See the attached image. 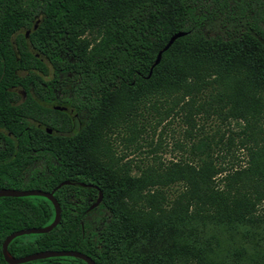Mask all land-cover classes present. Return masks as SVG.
<instances>
[{"label":"trees","instance_id":"1","mask_svg":"<svg viewBox=\"0 0 264 264\" xmlns=\"http://www.w3.org/2000/svg\"><path fill=\"white\" fill-rule=\"evenodd\" d=\"M37 69L59 78V102L73 109L57 110L58 121L33 95L4 102L6 87L27 88L21 78H41ZM22 114L53 131L26 127ZM174 122L181 154L164 158ZM0 124L21 132L0 149V187L54 190L61 206L51 230L10 240L13 255L264 264V0H0ZM144 147L147 155L125 159ZM53 217L45 196H0V264H87L4 259L8 233Z\"/></svg>","mask_w":264,"mask_h":264},{"label":"water","instance_id":"2","mask_svg":"<svg viewBox=\"0 0 264 264\" xmlns=\"http://www.w3.org/2000/svg\"><path fill=\"white\" fill-rule=\"evenodd\" d=\"M36 26H37V23L34 24V27ZM28 33H29V30L26 32V34L28 35ZM184 33H185L184 31H178L171 35V37L169 38L165 46H163L158 51L156 59L151 64L150 69H152V67L159 62L162 52L169 47V45L173 42V40L177 38L178 36L183 35ZM61 108H63V106H61ZM69 182H70L69 180H63L56 187L62 184H65V183H69ZM53 191L54 190L47 191V190H43L40 188L20 189V188H11V187H0V196L42 195V196L49 198L54 206V217L51 220V222H49L48 224L43 225V226L23 227L21 229L13 230L5 236L1 244V250H2L3 257L7 262L22 263V262H26V261H30V260H34L38 258L49 257V256L70 255V256H76V257L82 258L83 260L87 262V264H95V261L91 256H89L88 254L80 250H75V249H45V250L34 251V252L21 255V256H15L8 250V243L14 237L18 235H22V234H28V233L47 232L59 223L60 218H61V206H60L58 199L53 194ZM101 198H102V192L101 190H98V196L96 200L93 201L89 207L91 208L97 205L101 201Z\"/></svg>","mask_w":264,"mask_h":264},{"label":"flooded vegetation","instance_id":"3","mask_svg":"<svg viewBox=\"0 0 264 264\" xmlns=\"http://www.w3.org/2000/svg\"><path fill=\"white\" fill-rule=\"evenodd\" d=\"M26 37H27V34H26ZM26 46L32 52L33 56L37 57L38 59H40L41 62H43L49 66V62L44 57V55H42L40 52H38L30 44H27ZM19 72L22 75L27 73L26 70H20ZM36 72L41 76V78H21L22 81L28 80L26 82L27 88H25L21 84H16L14 86H7L6 88L9 90L8 91L9 93L4 94L5 95L4 96V102L5 103L8 102L10 104L23 103L27 99L28 94H30V95H33L39 101V103L41 105H45L48 108L56 109V111H53V112H51L49 110L46 111L47 115L49 117H50V115L53 114V117L56 121L59 120V113L57 110H65L68 112H72L73 111L72 107H70L67 104H60V102H59V98H60L59 78H46L48 76V74L46 76V74H44L42 71H40L38 69L36 70ZM34 80L38 81L39 86L46 90V91H44V95L41 98L36 96V93L33 90L36 87ZM51 80L54 81L53 84H51V82H50ZM50 86H52V88H53L52 91H50ZM26 89H28V91H29L28 93H27ZM61 106H63V108H61ZM21 116H24L27 120L30 121L29 124H25L26 127L28 125L29 126H36V127L41 128L47 132L53 131V129L51 127L46 126L44 123H42L40 121L29 119V117H27L23 114ZM20 133L21 132L12 131L11 129L7 128L5 125L0 124V149H7L10 141H13L16 143L18 141V134H20ZM8 152H9L8 154H10V150ZM5 159L10 160L11 157L8 156Z\"/></svg>","mask_w":264,"mask_h":264},{"label":"rangeland","instance_id":"4","mask_svg":"<svg viewBox=\"0 0 264 264\" xmlns=\"http://www.w3.org/2000/svg\"><path fill=\"white\" fill-rule=\"evenodd\" d=\"M210 125H208L206 128L208 129V131H213L214 128L216 127L215 125H212L209 128ZM158 130V129H157ZM157 132V131H156ZM166 134L164 136V142H163V147L160 150V154L164 157V158H169L171 156H178L181 154V151L178 148H174L173 147V143L175 140L177 139H181V135L182 133L180 132V126L176 124V122L170 124L167 129H166ZM114 134H112V136L114 137ZM154 138H156V136H154ZM117 144H121L119 143V140L116 141ZM120 149L121 151V145H119L118 150ZM131 149V148H130ZM141 150H136V151H128V153H126V158H135V159H139V156H143V155H147V148L144 147L143 150L140 152ZM152 154V153H151ZM264 205V204H263ZM264 208V206H263Z\"/></svg>","mask_w":264,"mask_h":264}]
</instances>
